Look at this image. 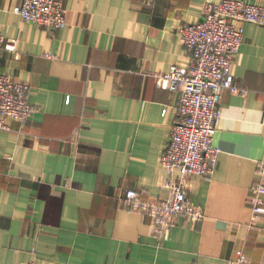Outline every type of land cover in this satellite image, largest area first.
I'll list each match as a JSON object with an SVG mask.
<instances>
[{
    "label": "crops",
    "instance_id": "0c3cea01",
    "mask_svg": "<svg viewBox=\"0 0 264 264\" xmlns=\"http://www.w3.org/2000/svg\"><path fill=\"white\" fill-rule=\"evenodd\" d=\"M22 1L0 0L3 34L17 41L0 70L31 85L35 111L0 133V264H228L239 249L264 264V216L251 224L248 201L264 158V23H245L241 89L222 93L218 166L189 178L203 216L178 217L161 238L123 198L165 194L179 94L154 73L189 65L178 28L202 20L207 0H64L60 29L15 13Z\"/></svg>",
    "mask_w": 264,
    "mask_h": 264
},
{
    "label": "built area",
    "instance_id": "2783aa9c",
    "mask_svg": "<svg viewBox=\"0 0 264 264\" xmlns=\"http://www.w3.org/2000/svg\"><path fill=\"white\" fill-rule=\"evenodd\" d=\"M24 19L62 28L66 22L64 0H23L13 7ZM264 23V5L250 0H207L203 18L184 22L178 28L179 39L189 52V65H171L167 71L154 73L157 85L178 92L177 118L162 155L166 172L164 195L145 199L137 189L127 190L123 203L130 209L151 216L154 233L167 238L178 217L197 222L201 209L190 202L189 178L210 176L218 166L221 151L214 142L222 116L221 97L225 89H241L235 82V58L244 41L245 23ZM16 51V39H6L0 25V55ZM31 85L0 70V133L12 129V122L25 125L33 112L29 101ZM258 179L251 189V224L264 216V158L257 168ZM24 264H43L31 260ZM228 264H251L247 253L239 249Z\"/></svg>",
    "mask_w": 264,
    "mask_h": 264
}]
</instances>
